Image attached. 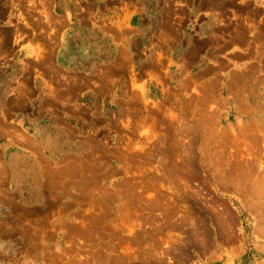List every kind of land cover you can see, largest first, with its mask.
I'll list each match as a JSON object with an SVG mask.
<instances>
[{
  "label": "rangeland",
  "instance_id": "rangeland-1",
  "mask_svg": "<svg viewBox=\"0 0 264 264\" xmlns=\"http://www.w3.org/2000/svg\"><path fill=\"white\" fill-rule=\"evenodd\" d=\"M0 264H264V0H0Z\"/></svg>",
  "mask_w": 264,
  "mask_h": 264
}]
</instances>
